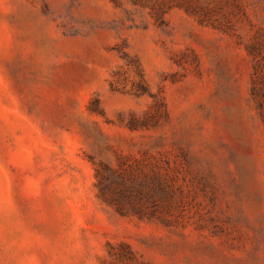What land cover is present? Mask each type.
Wrapping results in <instances>:
<instances>
[{
    "label": "rangeland",
    "instance_id": "1",
    "mask_svg": "<svg viewBox=\"0 0 264 264\" xmlns=\"http://www.w3.org/2000/svg\"><path fill=\"white\" fill-rule=\"evenodd\" d=\"M0 264H264V0H0Z\"/></svg>",
    "mask_w": 264,
    "mask_h": 264
}]
</instances>
